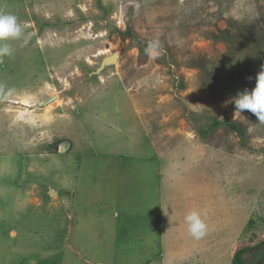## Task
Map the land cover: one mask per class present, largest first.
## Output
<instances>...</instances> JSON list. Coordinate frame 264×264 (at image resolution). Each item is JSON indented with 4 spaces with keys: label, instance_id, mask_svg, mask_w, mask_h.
<instances>
[{
    "label": "rangeland",
    "instance_id": "rangeland-1",
    "mask_svg": "<svg viewBox=\"0 0 264 264\" xmlns=\"http://www.w3.org/2000/svg\"><path fill=\"white\" fill-rule=\"evenodd\" d=\"M0 13L25 25L0 59V264H234L242 250L264 264V123L223 106L264 66V0H0ZM180 148L167 199L144 203Z\"/></svg>",
    "mask_w": 264,
    "mask_h": 264
},
{
    "label": "clouds",
    "instance_id": "clouds-1",
    "mask_svg": "<svg viewBox=\"0 0 264 264\" xmlns=\"http://www.w3.org/2000/svg\"><path fill=\"white\" fill-rule=\"evenodd\" d=\"M25 25L18 21V18L11 13H0V59L11 57L14 55V48L11 41L20 40L24 36ZM159 41H150L145 48V54L150 58H155L159 55ZM255 87L251 90L245 88L243 91L237 92L234 97L224 102L223 106L229 103L234 105V114L242 115L247 110L253 114L257 120L264 123V66L257 73L255 78ZM12 95V90H9L6 97ZM185 224L189 234L196 239L202 238L207 231V225L198 212H189L184 217Z\"/></svg>",
    "mask_w": 264,
    "mask_h": 264
},
{
    "label": "crops",
    "instance_id": "crops-1",
    "mask_svg": "<svg viewBox=\"0 0 264 264\" xmlns=\"http://www.w3.org/2000/svg\"><path fill=\"white\" fill-rule=\"evenodd\" d=\"M46 112V111H45ZM0 127H1V125H0ZM184 149H177V150H172V151H174L176 154V158L175 159H173V160H168V163H167V170L166 171H160L159 172V174H157V176L156 177H158V178H162V181H158L157 182V184L159 185L158 186V189H157V193L155 192V193H147L146 191V193L144 194H142L141 195V199L143 200V202L144 203H149V201H150V199L151 200H153V202L152 203H154L155 201H157L156 199H158V198H163V200L162 201H164V199H167L166 197H164L163 195H162V188H172L173 189V186H175L176 184H175V182L174 183H172V181H173V179H171V180H169V179H166L165 178V175L168 173V172H170L171 170H173V168H175V165L172 163L173 161H174V163H176V164H181L182 165V158H180V155H181V153H183L184 151H183ZM1 157V156H0ZM169 163H172L173 164V167H171V168H169V170H168V164ZM203 162H196V163H193V166H192V168H193V170H192V172L190 173V176H191V179L192 180H195V183H194V185H198V183H196L197 181H199V180H196V178H198L201 174H200V171L198 170L199 169V166L202 164ZM5 165V158H4V162H2L1 161V158H0V175L5 171V168H6V165ZM1 166H3L2 168H1ZM173 171H175V170H173ZM164 172H166V173H164ZM21 173H22V171H20V175H18V176H22L21 175ZM195 173H197V176H196V174ZM33 174V173H32ZM122 174V173H121ZM18 176H17V178H18ZM157 178V179H158ZM175 180H176V178H175ZM174 180V181H175ZM169 183V185H167ZM23 185V184H22ZM34 187H36V184L35 185H33ZM160 186H162V187H160ZM17 187V186H16ZM22 189H24V187H22ZM18 191H19V193H20V190L18 189ZM1 195H2V192H1ZM4 196H5V191H4V194H3ZM2 195V196H3ZM150 198V199H149ZM147 200H149V201H147ZM161 201V202H162ZM29 204H32V203H29ZM161 207V206H160ZM165 207H167V206H162L161 208L163 209V211H164V208ZM9 209V208H8ZM159 211H160V208H159ZM162 211V212H163ZM161 212V211H160ZM165 215V214H164ZM26 218H27V222H30V226L32 227V221H33V219H35L34 218V216L32 215V214H30V215H27L26 216ZM153 219H156L155 220V222H160V220H161V216H159V217H154ZM21 220H22V218L20 217V215H16L15 217H14V221L15 222H19V223H21ZM161 228H163V229H168V230H170V232L172 231V226H170V227H167V226H165L164 224H163V226L161 227ZM175 229H176V227H175ZM182 232H183V230H182ZM17 234H16V232H14V231H10V239H16V238H18V236H16ZM176 235V234H175ZM189 237H191V236H189ZM185 238V237H184ZM185 241H187V242H191V241H194L193 239H184ZM21 244H22V239H21ZM7 249V248H6ZM22 249L24 250V251H22V253H21V249L19 248V252H17V253H20V254H28V251H25V249H26V247L25 246H22ZM164 255L162 254V255H160V263H161V261H162V257H163ZM14 259V258H13ZM13 259H11L10 260V264H11V262H12V260ZM31 264H36L35 263V261H33V262H31ZM162 264V263H161ZM182 264V263H181Z\"/></svg>",
    "mask_w": 264,
    "mask_h": 264
},
{
    "label": "trees",
    "instance_id": "trees-1",
    "mask_svg": "<svg viewBox=\"0 0 264 264\" xmlns=\"http://www.w3.org/2000/svg\"><path fill=\"white\" fill-rule=\"evenodd\" d=\"M246 250H242L236 253L234 257V264H241L242 263V256L244 255Z\"/></svg>",
    "mask_w": 264,
    "mask_h": 264
},
{
    "label": "bare ground",
    "instance_id": "bare-ground-1",
    "mask_svg": "<svg viewBox=\"0 0 264 264\" xmlns=\"http://www.w3.org/2000/svg\"><path fill=\"white\" fill-rule=\"evenodd\" d=\"M110 45L112 46L111 49H114V50L116 49V46H114V45H115L114 42H110ZM113 46H114V47H113ZM109 47H110V46H109ZM109 51H110V50H109ZM110 59H111V58H110Z\"/></svg>",
    "mask_w": 264,
    "mask_h": 264
}]
</instances>
